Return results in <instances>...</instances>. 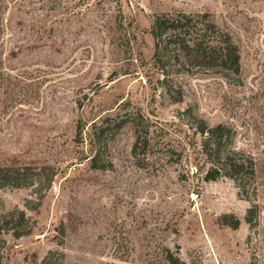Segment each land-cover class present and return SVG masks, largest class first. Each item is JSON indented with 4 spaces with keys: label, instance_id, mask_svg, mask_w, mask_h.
<instances>
[{
    "label": "rangeland",
    "instance_id": "obj_1",
    "mask_svg": "<svg viewBox=\"0 0 264 264\" xmlns=\"http://www.w3.org/2000/svg\"><path fill=\"white\" fill-rule=\"evenodd\" d=\"M173 12L209 13L239 48L240 78L181 77L177 103L145 84L124 35L133 58L149 63L152 18ZM137 109L149 118L147 147L132 154L126 123L103 139L99 165L110 166L93 170L90 125ZM194 118L230 132L210 142ZM231 152L243 164L234 175ZM4 166L55 176L46 191L0 189V211L24 210L34 225L5 237L2 264H40L49 251L64 264H264V0H0ZM214 167L221 176L205 181Z\"/></svg>",
    "mask_w": 264,
    "mask_h": 264
},
{
    "label": "trees",
    "instance_id": "obj_2",
    "mask_svg": "<svg viewBox=\"0 0 264 264\" xmlns=\"http://www.w3.org/2000/svg\"><path fill=\"white\" fill-rule=\"evenodd\" d=\"M115 20L117 28L124 29L120 8H118V16ZM149 34L154 43V52L149 63L141 58L139 60L133 58L130 47L131 38L128 32L124 35L126 44L124 56L129 62H137L135 67L140 68V72L146 78L145 84H153L154 90L163 91V94L172 103L181 102L184 97L181 77H196L201 74L216 75L227 81L240 78L239 48L230 34L219 28L207 12L194 14L173 12L154 15L149 27ZM143 119L149 120L137 109L134 112L125 113L124 117L113 125L92 123L88 133V144L93 153L89 159L90 167L93 170H106L110 166L108 162L99 165L100 149L102 146L104 149L106 148V142L103 139L107 134H110V138H112L126 123H130L134 128L135 140L132 145V154H137V152L139 154L143 151L148 145L149 131L148 125L143 129L141 125ZM193 120L195 131L210 142H214L230 132V129L225 125L219 124L210 128L203 119L194 118ZM108 121L106 119L103 122L108 123ZM83 130L84 127L79 121L76 127L77 138H81ZM233 155L232 152L226 155L232 175L243 169V164L236 165L234 163ZM217 160H220L219 157ZM220 173V169L214 167L206 173L204 180L215 181L221 176ZM54 176L55 173L47 166H4L0 167V189H20L37 185L40 191L42 189L46 191L50 188ZM26 208L30 210L28 205ZM247 222L250 223L249 218ZM236 226L237 222L231 227L236 228ZM33 227V222L27 217L24 210L0 211V264L9 255L5 237L11 236L13 239H20L29 235ZM167 261L170 264L177 263V261L174 263L170 256ZM40 264H64V255L61 252L49 251Z\"/></svg>",
    "mask_w": 264,
    "mask_h": 264
},
{
    "label": "built area",
    "instance_id": "obj_3",
    "mask_svg": "<svg viewBox=\"0 0 264 264\" xmlns=\"http://www.w3.org/2000/svg\"><path fill=\"white\" fill-rule=\"evenodd\" d=\"M198 197H199V195H198L197 193H194V194H191V195H190V199H191V201H196V200H198Z\"/></svg>",
    "mask_w": 264,
    "mask_h": 264
}]
</instances>
